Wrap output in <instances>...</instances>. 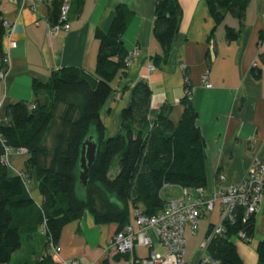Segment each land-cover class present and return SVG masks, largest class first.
I'll use <instances>...</instances> for the list:
<instances>
[{"label":"crops","instance_id":"crops-1","mask_svg":"<svg viewBox=\"0 0 264 264\" xmlns=\"http://www.w3.org/2000/svg\"><path fill=\"white\" fill-rule=\"evenodd\" d=\"M178 1L183 11L180 31L169 55L164 57L154 35L156 0H83L79 9L77 1L70 0L71 29L58 35L52 33L53 2L41 4L33 12L31 0H0L1 19L8 25L3 40L9 61L2 79L5 107L34 102V83L47 84L54 72L78 68L95 73L100 47L95 34L97 30H109L116 8L122 5L134 15L123 37L133 62L125 75L120 74L112 84L115 91L103 111L107 135L113 137L119 132L122 111L130 105L132 90L141 80L147 81L153 92L151 124L163 107L171 109V119L178 124L184 113L182 100L188 77L192 104L199 116L197 125L206 141L207 190L217 188L221 174L225 185L239 184L255 163L264 164V0H250L243 23L227 15L219 25L207 0ZM228 29L240 32L236 41L227 40ZM151 65L156 68L154 73L149 70ZM206 75L207 82L203 80ZM207 84L212 88H206ZM46 96L39 99L40 103L50 102ZM11 155L9 169L17 175L25 173L28 155ZM27 188L40 207L43 197L35 174L28 177ZM170 189H178V199L182 197L183 188L166 186L161 193L165 202L172 201L163 195ZM36 213L34 209L22 213L29 224L21 249L8 264L42 263L47 245L35 225ZM219 221L217 207L200 221L195 234L187 230L186 264L201 263V248ZM118 233L117 225H96L93 217L85 214L63 229L58 242L61 258L83 260L84 264H132V257L108 251ZM263 240L264 201L256 215L255 238L251 243L238 240L236 244L243 264H257L256 247ZM152 250L162 253L155 241L151 249L137 248L135 256L146 258Z\"/></svg>","mask_w":264,"mask_h":264},{"label":"trees","instance_id":"trees-1","mask_svg":"<svg viewBox=\"0 0 264 264\" xmlns=\"http://www.w3.org/2000/svg\"><path fill=\"white\" fill-rule=\"evenodd\" d=\"M69 1L53 0V25L59 24L66 2L71 12ZM76 1L79 9L83 0ZM249 2L207 0L217 25L227 15L243 23ZM182 14L178 0H156L154 35L164 57L177 39ZM133 16L128 8L118 6L109 30H97L95 37L100 47L95 73L78 68L54 72L47 84L34 83V102H18L5 108L6 122L0 127V135L6 145L25 149L28 160L25 177L14 174L0 162V264L10 263L22 247L29 224L22 215L26 211L36 210V227L41 230L45 224L46 237L58 243L63 229L83 219L85 214H90L96 225H117L121 232L130 224L134 209H141L148 217L164 209L167 202L161 193L166 186L207 188L206 141L197 125L199 116L192 104L188 77L182 100L184 113L178 124L171 119L168 107H163L151 124L153 92L149 83L141 80L132 90L130 105L122 111L119 132L113 137L107 135L103 111L114 94L113 82L128 69L129 53L123 37ZM5 35L0 15L2 71L7 69ZM239 36V31L227 30L229 42ZM42 96L50 98V102L40 103ZM33 103L36 109H31ZM90 136L96 139L98 151L83 194L79 162L82 146ZM3 155L4 145L0 141V159ZM32 174L36 175L43 197L40 207L27 188ZM235 215L233 222H225V234L213 239L208 247L209 255L219 264H243L235 240L241 233L247 243L255 238L256 215L244 221V208H237ZM256 253L257 264H264V240L258 243Z\"/></svg>","mask_w":264,"mask_h":264},{"label":"built area","instance_id":"built-area-1","mask_svg":"<svg viewBox=\"0 0 264 264\" xmlns=\"http://www.w3.org/2000/svg\"><path fill=\"white\" fill-rule=\"evenodd\" d=\"M32 11L35 12L41 4H52L53 0H31ZM70 12V5L66 2L61 9L59 24L52 27L53 35L59 32H68L71 25L67 22ZM264 21V18H263ZM4 27L8 25L4 22ZM8 36V35H7ZM13 48L16 43H13ZM133 55L127 60L128 66L132 64ZM6 57L7 67L9 61ZM150 72L154 73L156 68L151 65ZM6 71L0 69V127L5 124V103L6 96L2 91V79ZM203 80L208 81V76ZM206 88L211 89L212 85L207 84ZM31 109H36L35 103L30 104ZM0 141L4 145V155L0 162L10 168L9 157L11 154L27 155L25 149H15L6 145V141L0 135ZM25 177V174H19ZM225 176L219 175L217 188L208 191L207 188L189 190L184 189L180 199L167 202L164 209L156 216H145L139 208L133 210L130 224L119 232L111 241L108 251L115 252L121 256L132 257V264H186L185 254L187 249L188 229L193 234L198 231L200 221L212 214L217 207L220 208V221L212 228L206 243L201 248L203 264H219L209 255L208 247L215 238L225 234V222L235 220L237 208H244L245 219L249 220L257 215L264 201V164L257 162L248 171L244 180L239 184L225 185ZM46 225L41 228L46 238L47 250L42 262L50 260L52 264H84L81 261H67L61 258L62 247L53 239L46 237ZM239 240L247 242L244 233L239 235ZM155 241L159 244L162 253L152 250L146 258H136V249L139 247L153 248Z\"/></svg>","mask_w":264,"mask_h":264},{"label":"water","instance_id":"water-1","mask_svg":"<svg viewBox=\"0 0 264 264\" xmlns=\"http://www.w3.org/2000/svg\"><path fill=\"white\" fill-rule=\"evenodd\" d=\"M97 151V141L90 136L82 146L79 162V182L83 194L88 186L90 170L96 160Z\"/></svg>","mask_w":264,"mask_h":264},{"label":"rangeland","instance_id":"rangeland-1","mask_svg":"<svg viewBox=\"0 0 264 264\" xmlns=\"http://www.w3.org/2000/svg\"><path fill=\"white\" fill-rule=\"evenodd\" d=\"M12 156V155H11ZM10 171L13 172L12 169H10ZM164 197H165V200H175V199H178L179 196H180V191L178 189H170V190H167L163 193ZM239 240V239H238ZM238 240L236 239L235 240V243L237 244ZM242 241V240H241Z\"/></svg>","mask_w":264,"mask_h":264}]
</instances>
